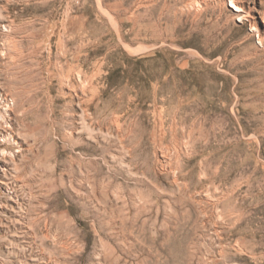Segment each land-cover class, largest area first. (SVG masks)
I'll list each match as a JSON object with an SVG mask.
<instances>
[{
    "label": "rangeland",
    "instance_id": "rangeland-1",
    "mask_svg": "<svg viewBox=\"0 0 264 264\" xmlns=\"http://www.w3.org/2000/svg\"><path fill=\"white\" fill-rule=\"evenodd\" d=\"M264 0H0V264H264Z\"/></svg>",
    "mask_w": 264,
    "mask_h": 264
},
{
    "label": "bare ground",
    "instance_id": "bare-ground-1",
    "mask_svg": "<svg viewBox=\"0 0 264 264\" xmlns=\"http://www.w3.org/2000/svg\"><path fill=\"white\" fill-rule=\"evenodd\" d=\"M261 40H262V42L264 43V36H261Z\"/></svg>",
    "mask_w": 264,
    "mask_h": 264
}]
</instances>
